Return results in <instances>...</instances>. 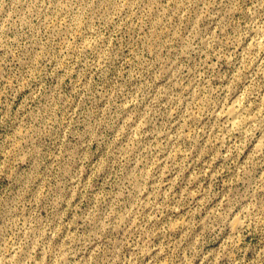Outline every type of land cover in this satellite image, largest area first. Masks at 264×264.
Wrapping results in <instances>:
<instances>
[{"label":"rangeland","instance_id":"374dc122","mask_svg":"<svg viewBox=\"0 0 264 264\" xmlns=\"http://www.w3.org/2000/svg\"><path fill=\"white\" fill-rule=\"evenodd\" d=\"M0 264H264V0H0Z\"/></svg>","mask_w":264,"mask_h":264},{"label":"bare ground","instance_id":"6f19581e","mask_svg":"<svg viewBox=\"0 0 264 264\" xmlns=\"http://www.w3.org/2000/svg\"><path fill=\"white\" fill-rule=\"evenodd\" d=\"M231 113V112H230ZM233 116H235V118L237 117L236 115H233ZM237 119V118H236Z\"/></svg>","mask_w":264,"mask_h":264}]
</instances>
